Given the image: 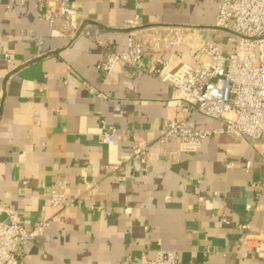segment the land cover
Listing matches in <instances>:
<instances>
[{
	"label": "crops",
	"instance_id": "crops-1",
	"mask_svg": "<svg viewBox=\"0 0 264 264\" xmlns=\"http://www.w3.org/2000/svg\"><path fill=\"white\" fill-rule=\"evenodd\" d=\"M72 1L76 36L60 19L47 22L37 0H0V200L27 228L49 222L20 264H140L158 242L179 253V264H264V139L223 132L195 147L174 140L182 151L169 161L160 136L167 119L183 117L175 90L151 73L99 67L127 48L125 25L134 18L197 27L163 54L193 65L192 39L216 43V2ZM103 121L117 129L111 144L99 140ZM189 123L223 127L200 113ZM138 142L151 145L144 161L133 155ZM59 181L82 206L51 205ZM244 223L260 254L238 249Z\"/></svg>",
	"mask_w": 264,
	"mask_h": 264
},
{
	"label": "built area",
	"instance_id": "built-area-1",
	"mask_svg": "<svg viewBox=\"0 0 264 264\" xmlns=\"http://www.w3.org/2000/svg\"><path fill=\"white\" fill-rule=\"evenodd\" d=\"M37 1L47 22L54 23L60 19L63 30L70 31L72 36L82 32L76 21L78 9L72 0ZM213 1L217 4V14L211 28L231 35V51H225L209 39L195 37L190 43L195 61L193 65L183 64L174 56L164 58L166 51L184 43L197 27L169 23L142 24L134 18L125 25L127 48L112 51L107 60L99 65L106 74L123 69H128L132 76L151 73L175 90L183 117L167 119L160 136L163 154L172 162L179 158L182 151L181 148H172L174 140L195 147L223 132L248 139H264V0ZM90 90L93 91L94 87ZM196 113L222 121L223 127L192 128L189 120ZM117 134L116 127L103 121L99 133L101 143H113ZM150 146L146 142L136 143L133 155L144 161ZM118 168V164L111 166L112 170ZM86 184L91 191L97 189L96 183ZM193 190L201 200L204 198L199 184ZM49 199L53 207L64 210L83 204L68 191L65 181H59L53 187ZM48 225L47 220H38L32 227H25L17 219L16 210L0 200V264H20L27 244L42 236ZM240 228L243 233L237 246L241 254L244 257L251 251L260 254L261 245L251 244V224H241ZM140 264H179V253L165 249L158 242L154 255L143 254Z\"/></svg>",
	"mask_w": 264,
	"mask_h": 264
},
{
	"label": "rangeland",
	"instance_id": "rangeland-1",
	"mask_svg": "<svg viewBox=\"0 0 264 264\" xmlns=\"http://www.w3.org/2000/svg\"><path fill=\"white\" fill-rule=\"evenodd\" d=\"M211 28V27H210ZM213 31H211L210 34H213L215 31V35L217 36V40L216 43L219 44L220 46H222V48H224V44H232L233 43V38L231 37V35H229V33L221 30V29H213L211 28ZM215 42V41H214Z\"/></svg>",
	"mask_w": 264,
	"mask_h": 264
}]
</instances>
